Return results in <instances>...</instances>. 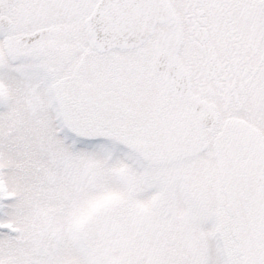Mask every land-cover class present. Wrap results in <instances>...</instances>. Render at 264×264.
<instances>
[{
	"label": "snow or ice",
	"instance_id": "obj_1",
	"mask_svg": "<svg viewBox=\"0 0 264 264\" xmlns=\"http://www.w3.org/2000/svg\"><path fill=\"white\" fill-rule=\"evenodd\" d=\"M0 264H264V0H0Z\"/></svg>",
	"mask_w": 264,
	"mask_h": 264
}]
</instances>
